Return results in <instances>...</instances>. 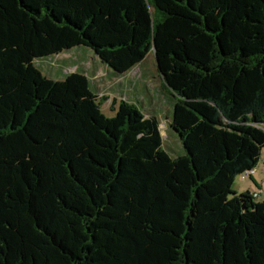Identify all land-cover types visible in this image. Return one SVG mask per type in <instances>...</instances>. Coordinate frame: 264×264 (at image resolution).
Here are the masks:
<instances>
[{
    "label": "trees",
    "instance_id": "16d2710c",
    "mask_svg": "<svg viewBox=\"0 0 264 264\" xmlns=\"http://www.w3.org/2000/svg\"><path fill=\"white\" fill-rule=\"evenodd\" d=\"M76 47L153 55L181 155L37 69ZM263 149L264 0H0V264H264V202L232 191Z\"/></svg>",
    "mask_w": 264,
    "mask_h": 264
},
{
    "label": "rangeland",
    "instance_id": "374dc122",
    "mask_svg": "<svg viewBox=\"0 0 264 264\" xmlns=\"http://www.w3.org/2000/svg\"><path fill=\"white\" fill-rule=\"evenodd\" d=\"M35 65L44 77L55 82L73 73L85 77L91 92L107 99L101 108L106 116H112L111 111L120 102L138 107L145 117H154L158 121L163 151L171 158L183 153L179 137L170 127L174 98L164 87L152 54H148L141 64L124 75L115 74L84 47L37 60ZM232 191L237 197L241 192H249L256 196V202H264V149L253 174L243 181L237 177Z\"/></svg>",
    "mask_w": 264,
    "mask_h": 264
},
{
    "label": "built area",
    "instance_id": "2783aa9c",
    "mask_svg": "<svg viewBox=\"0 0 264 264\" xmlns=\"http://www.w3.org/2000/svg\"><path fill=\"white\" fill-rule=\"evenodd\" d=\"M254 170L246 171L243 175L240 176V179L243 181L251 176L253 174Z\"/></svg>",
    "mask_w": 264,
    "mask_h": 264
},
{
    "label": "water",
    "instance_id": "95a60500",
    "mask_svg": "<svg viewBox=\"0 0 264 264\" xmlns=\"http://www.w3.org/2000/svg\"><path fill=\"white\" fill-rule=\"evenodd\" d=\"M155 66H157V65L155 64Z\"/></svg>",
    "mask_w": 264,
    "mask_h": 264
}]
</instances>
